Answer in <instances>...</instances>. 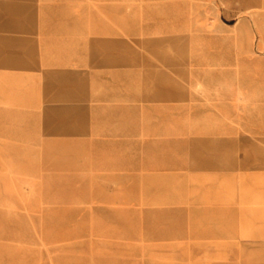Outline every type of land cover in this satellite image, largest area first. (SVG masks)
Masks as SVG:
<instances>
[{"label":"rangeland","instance_id":"1","mask_svg":"<svg viewBox=\"0 0 264 264\" xmlns=\"http://www.w3.org/2000/svg\"><path fill=\"white\" fill-rule=\"evenodd\" d=\"M263 54L264 0H0V264H264Z\"/></svg>","mask_w":264,"mask_h":264},{"label":"crops","instance_id":"2","mask_svg":"<svg viewBox=\"0 0 264 264\" xmlns=\"http://www.w3.org/2000/svg\"><path fill=\"white\" fill-rule=\"evenodd\" d=\"M258 61H260L264 65V54H263L262 60H258ZM262 76L264 77V70L262 71ZM259 140H261V143H262L260 145L264 146V139H259ZM225 146H239V148L241 149V151H240L241 155L239 157V160H236L234 162V165L229 164V165H231V167H234L235 169H238L239 165H241V163L243 162L244 143L243 144H237L236 143V144H232L231 145L230 143H228L226 141L222 142L221 140H218V141H215L214 144L212 143L211 148H222V147H225ZM220 159H222V158H220ZM222 160L225 161L226 163L229 162V161H227V159H222ZM239 187H240V185H239ZM234 191L237 192V190L235 189V186H226L224 188V190H223L222 196H226V195H228L230 193H233Z\"/></svg>","mask_w":264,"mask_h":264}]
</instances>
